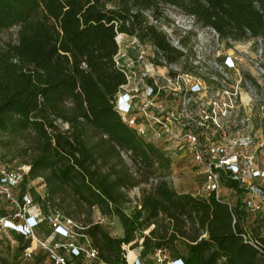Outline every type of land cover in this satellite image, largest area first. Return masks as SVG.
I'll list each match as a JSON object with an SVG mask.
<instances>
[{
  "label": "trees",
  "instance_id": "1",
  "mask_svg": "<svg viewBox=\"0 0 264 264\" xmlns=\"http://www.w3.org/2000/svg\"><path fill=\"white\" fill-rule=\"evenodd\" d=\"M166 5L227 44L261 38L264 51V0H0V133L26 137L20 151L29 155V171L21 189L43 177L48 199L66 187L79 209L115 216L121 238L94 222L80 226L103 264H127L123 247L140 240L142 259L159 250L183 264H264V217L246 227L242 199L176 191L166 177L170 158L114 109L124 82L113 61L117 34L177 58L143 14L159 18ZM12 27L16 41H3L1 33ZM142 185L138 206L126 214V192Z\"/></svg>",
  "mask_w": 264,
  "mask_h": 264
},
{
  "label": "built area",
  "instance_id": "2",
  "mask_svg": "<svg viewBox=\"0 0 264 264\" xmlns=\"http://www.w3.org/2000/svg\"><path fill=\"white\" fill-rule=\"evenodd\" d=\"M143 14L148 25L160 27L178 56L169 61L155 45L117 34L113 61L124 82L114 96V109L138 136L165 153L171 164L178 161L198 169L197 175L203 177L199 197L220 198L224 182L234 183L245 191L243 203L249 213L264 217V138L254 126L257 119L261 131L264 121L262 39L253 41L246 75L241 68L244 59L224 52L219 34L198 24L194 16L183 13L185 22L160 24L163 16ZM253 75L261 81L252 79ZM23 180V174L0 165V202L7 212L0 216V231L14 232L31 242L16 264H103L96 260L98 251L84 228L49 202L44 212L29 193L20 191ZM105 221L101 216L94 223ZM44 225L49 233L42 240L36 234ZM141 243L133 260L128 258L134 252L130 245L123 247L127 264H183L159 250L150 260L142 259ZM40 252L47 260H37Z\"/></svg>",
  "mask_w": 264,
  "mask_h": 264
},
{
  "label": "rangeland",
  "instance_id": "3",
  "mask_svg": "<svg viewBox=\"0 0 264 264\" xmlns=\"http://www.w3.org/2000/svg\"><path fill=\"white\" fill-rule=\"evenodd\" d=\"M161 13L163 17L161 16L162 19H160L161 21H159L160 24H169L173 21L182 20L185 22L186 20L185 17H183L184 14L182 12L171 7L162 6ZM154 27L161 32L159 26ZM16 33L17 27H12L2 32L1 38L5 42L14 43L16 41ZM253 46V41L231 44L223 42L224 52L226 51L229 53H233L234 55H237V57H241L242 59H244V63L241 65V68L243 73L246 75L249 74L250 71L247 65V61L254 54ZM252 79H254L256 82L261 81L255 75L252 76ZM262 123L263 124L261 131L259 128V121L257 119L254 121V126L256 131H259L258 135L264 138V121ZM58 125L62 130L67 129L66 124L58 123ZM27 135L29 136L27 137V139L31 138L29 133ZM25 138L14 139L0 133V165H4L13 171L23 174L24 176L29 171V155H23V153L20 151L24 145ZM197 172L198 169L186 167L181 162L173 161L172 164L170 162V167L166 172V177L172 183L176 191L181 193H189L193 196L199 197L201 195L203 177L201 175H197ZM143 187L145 186L142 185L126 192V202L121 205L126 214H131V212L138 206V201L141 196V189ZM45 189L46 187L44 184V179L43 177H40L34 180H28L25 185V189H20V191L29 193L32 196L34 202L44 212L47 211V202L49 201L51 207L58 210L65 218L71 219L78 226H84L85 224L96 221L98 217L104 216L96 207L90 211L87 209H79L69 195V189L66 187L62 189V192L60 194L51 198V200L44 196L43 191ZM221 196L225 197L226 200L234 203L239 199H242L243 201V199L245 198V191L243 189L234 188L230 186L229 183L224 182V184L222 185ZM2 212H6V206L0 202V213ZM104 217L106 218V221L102 225L103 229L112 237L121 238L124 232L119 220L115 216ZM261 220H263L262 215L249 213L246 218L245 226H258V224L261 223ZM150 229H152V226ZM150 229L145 230L143 234H148ZM48 233V226L44 225L38 230L36 235L39 239L43 240L48 236ZM260 234L262 236L264 234V230H261ZM29 241L30 240L28 239L20 238V236L14 232L0 231V264H16V262L20 259L21 251L23 250V248L31 244V242ZM138 247L139 245H132L129 248L130 251H134V256H138ZM178 248L180 249L181 247L178 246ZM37 260H47V257L45 254L41 253L38 255ZM126 260H128V258H126ZM148 260H150V257L148 258Z\"/></svg>",
  "mask_w": 264,
  "mask_h": 264
},
{
  "label": "bare ground",
  "instance_id": "4",
  "mask_svg": "<svg viewBox=\"0 0 264 264\" xmlns=\"http://www.w3.org/2000/svg\"><path fill=\"white\" fill-rule=\"evenodd\" d=\"M138 253V252H137Z\"/></svg>",
  "mask_w": 264,
  "mask_h": 264
}]
</instances>
